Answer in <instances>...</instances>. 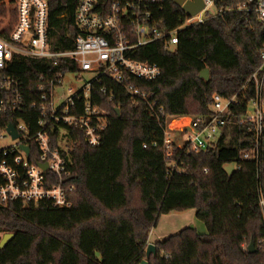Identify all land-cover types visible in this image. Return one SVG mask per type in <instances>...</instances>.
Wrapping results in <instances>:
<instances>
[{
	"label": "trees",
	"instance_id": "1",
	"mask_svg": "<svg viewBox=\"0 0 264 264\" xmlns=\"http://www.w3.org/2000/svg\"><path fill=\"white\" fill-rule=\"evenodd\" d=\"M160 2L163 9L155 12L159 26L167 31L180 28L187 13L174 0ZM49 4L56 30L64 33L65 24L73 26L78 0H49ZM5 14L0 8V17ZM59 37L56 33V46ZM263 45V27L256 18L247 22L245 15L227 14L181 30L174 50L162 41L139 48L132 58L161 69L154 81H136L153 95L157 111L163 109L158 117L144 101L132 99L107 78L95 83L92 101L109 111L108 128L97 148L88 146L82 133L69 131L73 140L80 141L64 153L72 170L66 181L74 187L72 206L54 207L49 201L0 203V241L4 234H14L0 250V264H141L161 217L191 209L207 233L187 227L156 241L149 264H264L259 191L260 184L264 190V129L259 180L256 162L244 159L258 144L242 123L248 102L256 96L255 85L248 81L261 65ZM60 62L55 67L51 60L15 54L7 74L20 78L29 104L31 94L39 100V76L54 75L69 61ZM204 70L209 71L208 81L200 77ZM104 87L116 94L115 100L102 94ZM216 94L237 101L224 117L226 125L216 145L195 152L187 145L180 148L175 139L168 158L169 123L211 116ZM20 118L32 133L38 130L39 113L29 106L2 126L18 124ZM54 130L53 145L61 149L59 128ZM31 148V162H36L38 147L32 142ZM232 163L238 169L230 175L224 167ZM251 243L255 252L249 251Z\"/></svg>",
	"mask_w": 264,
	"mask_h": 264
},
{
	"label": "built area",
	"instance_id": "2",
	"mask_svg": "<svg viewBox=\"0 0 264 264\" xmlns=\"http://www.w3.org/2000/svg\"><path fill=\"white\" fill-rule=\"evenodd\" d=\"M201 1L203 9L199 13L187 15L180 28L167 31L159 26L155 17V12L163 9L160 0H78L73 26L65 24L66 31L63 33L55 28L49 0H0V8L6 13L0 17L1 204L49 201L54 207L72 206L70 194L74 187L66 184L72 170L64 153L69 149L74 150L80 141L73 140L69 131L82 133L91 148L101 146L110 113L93 103L91 91L102 78L122 87L132 99L144 101L149 111L159 116L163 109L157 111V102L151 101L153 95L142 90L136 81H154L161 75V69L156 64L132 58L131 55L139 48L162 41L167 48L174 50L181 30L227 14L245 15L247 22L251 17L256 18L264 33V0ZM195 2L184 0L183 6ZM56 33L60 36L58 46L55 44ZM15 54L51 60L55 67L61 65V60L69 62H64L54 75L46 72L39 76V100H35L31 94L33 100L27 104L20 78L7 74ZM260 60V67L248 81L255 85L256 96L248 102L242 122L248 125V132L258 144L244 159L256 162L259 180L262 177L259 146L264 129V45ZM69 65H73L74 70H69ZM86 74L89 77L84 79ZM101 92L109 101L116 99V94L105 87ZM233 103H237L235 98L225 99L216 94L213 96L211 116L188 117V124L182 130H176L183 139L180 148L187 145L191 150L200 152L214 147L226 125L224 117L231 113ZM28 106L39 113L35 133L21 118L18 124L10 122L2 126L5 119L23 112ZM181 119L187 117L174 119L167 126L165 145L168 158L172 157L170 147L175 142L171 134L175 132L172 123ZM11 124L19 134L18 139L14 140L8 131ZM55 127L59 128L61 139L58 143L61 149L53 145ZM7 137L14 145L2 147V140ZM32 142L39 150L36 162H31ZM22 145L30 148L29 153L21 149ZM42 164H47V169H42ZM259 191L264 214V190L261 184Z\"/></svg>",
	"mask_w": 264,
	"mask_h": 264
},
{
	"label": "rangeland",
	"instance_id": "3",
	"mask_svg": "<svg viewBox=\"0 0 264 264\" xmlns=\"http://www.w3.org/2000/svg\"><path fill=\"white\" fill-rule=\"evenodd\" d=\"M89 77V75H84V79H87ZM189 118L187 117V122L186 124L177 127L176 126V122L172 123V128L175 130V132H172V138L176 142L177 144L181 145L183 139L181 138V136L178 134L179 131L176 130H182L189 122L188 120ZM178 121L177 124L181 123L179 122L180 120H176ZM14 145V142L7 137L6 139L2 140L1 142V146L2 147H11ZM225 171L228 174H232L233 172L237 171L238 166L236 163H232V164H228L224 167ZM187 227H194L197 229V231L201 234H205L207 233V228L205 226V224L201 221H199L196 218V211L195 210H187L185 212H172L168 215H164L161 217L158 227L156 229L155 234L159 233H165L166 236L168 235H172L175 234L176 232L187 228Z\"/></svg>",
	"mask_w": 264,
	"mask_h": 264
},
{
	"label": "water",
	"instance_id": "4",
	"mask_svg": "<svg viewBox=\"0 0 264 264\" xmlns=\"http://www.w3.org/2000/svg\"><path fill=\"white\" fill-rule=\"evenodd\" d=\"M177 6L182 7L183 10L187 13L188 16H193L199 13L203 9V3L201 0H196L195 3L193 4H186L183 6L184 0H174ZM200 77L205 79L206 81L209 80V71L204 70L201 74ZM118 113V111H117ZM8 131L11 133L12 138L18 139L19 134L15 131L14 126L11 124L8 127ZM21 149L24 150L26 153H29L30 148L28 146H21ZM48 165L47 164H42L41 168L42 169H47ZM14 238V234L7 233L4 234L1 241H0V250L4 249L8 243ZM249 251L250 252H255V246L253 243L250 244L249 246ZM156 254V246L154 244H149L146 250V259L142 261L141 264H149L148 259L150 258L151 255Z\"/></svg>",
	"mask_w": 264,
	"mask_h": 264
},
{
	"label": "crops",
	"instance_id": "5",
	"mask_svg": "<svg viewBox=\"0 0 264 264\" xmlns=\"http://www.w3.org/2000/svg\"><path fill=\"white\" fill-rule=\"evenodd\" d=\"M179 122H181V123L177 124L178 122H176L177 127L181 126V124L182 125L186 124L187 119H181ZM156 229L152 230V232L150 234V239H149L150 244H155L156 241L162 240V239L170 236V235L166 236L165 233H159V232L157 234H155Z\"/></svg>",
	"mask_w": 264,
	"mask_h": 264
},
{
	"label": "bare ground",
	"instance_id": "6",
	"mask_svg": "<svg viewBox=\"0 0 264 264\" xmlns=\"http://www.w3.org/2000/svg\"><path fill=\"white\" fill-rule=\"evenodd\" d=\"M181 126H182V124H181Z\"/></svg>",
	"mask_w": 264,
	"mask_h": 264
}]
</instances>
